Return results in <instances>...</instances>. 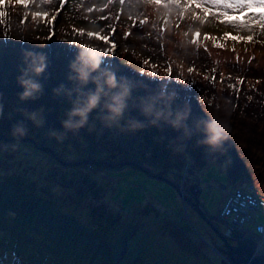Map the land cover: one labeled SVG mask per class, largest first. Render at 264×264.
Segmentation results:
<instances>
[{"label": "rangeland", "instance_id": "rangeland-1", "mask_svg": "<svg viewBox=\"0 0 264 264\" xmlns=\"http://www.w3.org/2000/svg\"><path fill=\"white\" fill-rule=\"evenodd\" d=\"M74 1L80 2L79 9L77 5L72 6ZM73 2L68 7V0L43 1L39 5L42 12L34 16L37 20L41 16L38 31L47 34L50 55L60 51L63 54L57 87L61 84L72 86L66 78L68 64L78 51L99 50L105 59L102 66L114 70L118 77L130 79L132 99L126 111L131 114L136 110L137 118L142 117L140 120L145 118L140 114L139 98L158 93L163 83L154 82L153 86L147 83L152 77L148 69L140 81L136 77L142 71L136 65V51L132 47L138 45L134 40L139 39L144 25H138L131 40H126L124 32L127 26L138 22V14L145 16L155 7L163 11L167 5L172 7L173 16L169 24L180 22L179 29L173 27L186 33L187 40H184L180 32L173 29L174 35H169V42L165 43L167 51L174 55L180 77L191 80L193 76L188 75L190 69L198 68L203 73L202 66L212 63L219 71L220 81L222 77L233 78V74L237 77V74L244 73L245 79L240 86L244 90H252L254 74L264 77V27L257 29L253 23L250 26H233L222 22L237 16L242 21L253 22L255 13L263 8L242 9L237 5L243 0H182L179 4L177 0H148L146 4L137 5L130 0L124 1V5L121 0ZM91 2L96 8L90 6ZM6 7L10 8L9 0H0V42L3 43L7 36L16 33L11 23L13 17L8 16ZM115 17L119 20L118 27ZM150 26L154 28L152 24ZM196 29L198 31L194 34ZM89 32L93 35H88ZM209 34L212 37L208 38ZM250 36L252 39L248 40ZM252 50H256V59L245 71L244 66L249 63L245 58ZM237 52H240V58L236 57ZM182 53L188 57L185 63L181 60L184 59ZM119 64L122 71L116 68ZM41 77L46 79L47 85L54 78L50 77L47 69ZM35 79L38 80L37 77ZM42 85L45 86L44 83ZM149 85L151 88L147 87ZM172 86L167 90L170 93L174 90ZM226 86L218 84L217 87L224 89ZM88 87L94 86L89 84ZM227 90H222L221 94L227 95ZM51 101L62 104L59 113L45 107L31 111L37 112L38 118H43L42 126H37L27 116L19 119L12 110L8 114L3 107L5 104L0 101V226L7 221L9 210L23 215L21 221L27 226L21 244L27 251L26 259L13 257L10 251H0V264H231L222 262L221 255L212 246L218 239L216 234L177 187L149 175L131 161L153 172L164 173L175 183L184 182L185 194L203 202L221 230L229 227L218 216L227 193L237 186L247 187L250 179L243 174L232 173V165L222 162L218 151L210 150L206 160L190 151L171 150L168 154L163 148H156L155 143L141 133L105 127L96 119L94 112L89 116L88 125L76 133L68 132L63 141H58L48 133L51 130L64 131L61 122L66 119L71 103L63 92L59 95L53 92ZM184 104L179 101L172 107L185 109ZM21 121L27 128V134L21 139L28 150L6 144L10 140L7 137H12L13 126ZM196 123L194 126L199 131L201 125ZM184 132L186 130L182 128L181 137L185 136ZM167 136L173 137L171 134ZM93 159L124 160L113 168L134 169V175L124 177L120 186L126 188V198L136 195V199H130L138 202L125 204L114 197L118 177L109 174L107 169L112 166L97 164ZM128 160L129 163L125 162ZM64 161L79 162L71 164ZM194 177L200 181L199 192V186L192 184ZM256 218L264 223V211L257 212ZM92 220L103 228L100 232L96 229L98 224L91 223ZM254 225L251 220L247 226L254 230ZM3 236L6 237V233L0 231L2 241ZM15 246L20 247L18 243Z\"/></svg>", "mask_w": 264, "mask_h": 264}, {"label": "trees", "instance_id": "trees-1", "mask_svg": "<svg viewBox=\"0 0 264 264\" xmlns=\"http://www.w3.org/2000/svg\"><path fill=\"white\" fill-rule=\"evenodd\" d=\"M3 1L5 2L7 0ZM43 1L45 2L47 0H9L10 8L6 7L8 9V16L10 18L13 17V22H9L14 25L16 33L14 35L12 33L10 37L7 36L6 42L4 41L7 43L6 45L0 42V101L5 104L3 107L8 111V114L9 110H12L13 114L19 119H23L24 116L26 117V112L30 113L32 110L43 107L57 114L62 105L58 103V101H51V96L53 89L57 88V77L60 71V64L63 61V54L62 51H60L54 56L50 55V50L47 45L48 36L45 32L43 33V31H41L42 33H40L38 31L40 30L38 20L41 16L38 17V20L34 18L36 14L42 12V8H40L39 5ZM61 1L62 0H60V2ZM124 1L126 2V0H123V5ZM147 1L148 0H130V3L134 5L146 4ZM74 2L73 0H68V7H71V4ZM177 2L179 4L182 0H177ZM25 4H27V6H25ZM75 5H77V9H79L80 2L76 1L72 4V6ZM90 6L96 8L93 2L90 3ZM164 11L167 14L164 13ZM164 11L161 8L155 7L148 10V14H145V16L143 14H138V22H134L132 25L127 26L124 34H127L126 40H131L139 24H143V28L148 29H143L144 31L142 32L139 31L141 32L139 39L137 38V40H134L138 45L136 48L132 47L134 51L137 52L134 53V58L137 59L136 65L139 67L140 71H142L141 75H136V77L139 78L137 80L140 81L141 78H144V71L148 69L152 73V77L149 78L150 82L148 80L147 83L151 86H153L154 82L158 83L162 81L163 84L167 85L168 90L170 86L173 85L171 89H174L173 91L177 94V98L173 103L175 105L178 104L179 101L183 104L185 103L183 107H189L191 109V115L186 122L187 126L181 127L179 130H175L161 121L159 127L149 126L135 132L143 134L147 139L155 143L156 148H163L165 151H168V154L171 150L180 151L182 153L190 151L194 153V156L202 155V160H206L209 158L210 149L197 143L201 136L200 130H196V126L194 125L200 117L211 118L212 116H216L220 118L223 117L225 111H227V119L231 131L225 142L224 148L218 150L217 153L221 155L222 162L227 166L232 165V173L243 174L246 178L250 179L249 183H254L264 192V77L254 74V81L251 83L252 90H244L240 88L242 81L245 79L244 73L237 74V77L233 74V78L226 77L223 79L222 77L220 81V74L218 70H215L214 63L202 66L203 73H201V69L192 68L191 72L188 74L193 76L191 80H188L186 77H180L182 75L179 74V67L174 61V55L172 54L173 56H171L167 51L165 43L169 42V35H174V31H171L173 29L176 32H180L184 40H187L186 33L176 30V28L179 29L177 26L180 22L174 25L169 24L170 17L173 16L172 7L167 5ZM43 12H46V10ZM261 12H264V10ZM174 15H176L175 12ZM115 19L117 20H115V22L118 27V17H115ZM30 20L32 22H30ZM150 24H152L154 28L151 27ZM252 25L257 29L262 28L258 22L253 21ZM197 31L198 29L194 30V34ZM249 34L252 35V33ZM207 37L209 38L212 36L209 34ZM29 45H31L30 49H28ZM25 51L46 53L48 56L47 70L50 73V77H54L52 80H49V85L46 84V79L41 77L42 75L37 77L38 81L44 83L45 86L43 87L42 94H40L39 98L36 100L21 101L18 95L23 91L22 87L17 83V77L21 74L18 68L24 65L23 53ZM125 54L128 55V53ZM235 55L236 57H241L240 52L235 53ZM256 55V50H252L246 56L245 62L249 63H246L244 66L245 71L250 68V64L256 59ZM182 56L184 59L181 60L185 63L188 57L183 53ZM116 68L119 69V71L123 70L120 64L116 65ZM207 73L208 77L206 76ZM218 84H225V86H227L226 88L223 87L224 89H222V87L218 89ZM150 85L147 87L151 88ZM133 86L136 85L134 84ZM227 89H229V93L225 96L222 95L221 91ZM193 103L194 105H192ZM175 105L173 109H176ZM200 107H202V109H200ZM93 112L96 113L97 117L99 109ZM197 112H201L203 115ZM137 115L138 113L136 110L131 114H128L126 111L125 120L129 117L137 118ZM137 119H142V117ZM196 125H201V128L203 127L202 123L197 122ZM182 128L186 130V132H184L185 136L183 137H181L180 133ZM169 134L173 137L170 138L167 136ZM162 136H164V139H161ZM7 138L10 139L6 142L7 145H14L15 147L27 149V145L22 141L21 137L16 138L12 136ZM214 153H216V151H214ZM107 170L110 175L118 177L115 184L116 190L114 192V197L119 198L121 202H125V204L138 202L137 200L135 201L136 195L126 198L124 194L126 188H121L120 186V183L124 181V177L131 174L134 175V169H120L113 168L112 166L108 167ZM130 198L135 199L131 200ZM7 215V221H4L0 226V231L6 233V237L3 236V241L0 240V251L4 253L10 251L13 253V257L19 256L26 259L25 254L27 251L21 246L25 239L23 234L27 227L26 223H22L21 221L23 215L15 213L12 210H9ZM94 222L93 220L91 221V223ZM95 223L98 224L97 221ZM96 229L100 232L103 228L98 224ZM15 243H18L20 247H16ZM7 245H10V247L5 248ZM13 251L18 252L14 253ZM47 253L50 254L51 252L47 251ZM84 258L87 259L88 256H84ZM64 262L66 263V261Z\"/></svg>", "mask_w": 264, "mask_h": 264}, {"label": "clouds", "instance_id": "clouds-1", "mask_svg": "<svg viewBox=\"0 0 264 264\" xmlns=\"http://www.w3.org/2000/svg\"><path fill=\"white\" fill-rule=\"evenodd\" d=\"M23 58L24 67L20 69L21 74L17 77V83L23 89L18 94L19 99L36 100L43 92V85L35 77L45 73L48 56L44 52L25 51ZM103 64L104 59L99 50L78 51L69 61L66 78L72 86L61 84L53 89V92L56 95L63 92L70 101L71 108L66 113V119L61 122L64 131L51 130L48 135L63 141L68 132L76 133L88 125L89 116L96 109H99L96 118L101 120L105 127H117L121 131L135 132L149 126L159 127L161 121L175 130L187 126L191 110L173 109L172 104L177 94L174 91L168 92L166 84H161L158 93L139 98V110L144 120L135 117L125 120L129 100L132 99L131 81L128 77H118L114 70L103 67ZM89 84L94 85V88H89ZM26 115L37 126L43 125V118L40 116L38 118L37 112H26ZM227 115L225 111V115L220 118L216 116L198 118L197 122L202 123L203 127L200 129L201 138L197 143L205 145L211 151L223 149L231 131ZM121 121L125 123L121 124ZM11 134L13 137H23L27 134V128L22 121L18 122L13 126Z\"/></svg>", "mask_w": 264, "mask_h": 264}, {"label": "water", "instance_id": "water-1", "mask_svg": "<svg viewBox=\"0 0 264 264\" xmlns=\"http://www.w3.org/2000/svg\"><path fill=\"white\" fill-rule=\"evenodd\" d=\"M54 154L53 151H51ZM89 160V159H85ZM93 161L97 164H107L109 166H115L118 164H122L124 160H116V161H107L102 159H93ZM66 163L76 164L79 161H64ZM129 163L128 161H125ZM132 163L141 167L143 171L148 173L151 176L161 178L165 181L173 183L179 193L183 196L185 200L190 201L193 206L196 208V211L201 215V217L208 223L210 228L213 229L214 233L217 236V240L212 244L213 248L221 255L222 262L231 263V264H264V252L260 254H255V241L252 237H245L243 232L233 228L228 227L226 230H221L218 225L212 220L213 215H210L204 205H201L199 201H195L192 197H188L186 192V185L184 182L175 183L171 179L167 177L164 173L153 172L148 168L143 167L136 161H131ZM185 187V189H184ZM200 191V186L198 187V192ZM199 194V193H198ZM196 195V199L198 200L199 196Z\"/></svg>", "mask_w": 264, "mask_h": 264}, {"label": "built area", "instance_id": "built-area-1", "mask_svg": "<svg viewBox=\"0 0 264 264\" xmlns=\"http://www.w3.org/2000/svg\"><path fill=\"white\" fill-rule=\"evenodd\" d=\"M259 211H264V192L254 183H248L247 187L237 186L227 193L218 215L228 226L254 239L256 254L264 252V223L256 218ZM251 220L254 230L247 226Z\"/></svg>", "mask_w": 264, "mask_h": 264}, {"label": "snow or ice", "instance_id": "snow-or-ice-1", "mask_svg": "<svg viewBox=\"0 0 264 264\" xmlns=\"http://www.w3.org/2000/svg\"><path fill=\"white\" fill-rule=\"evenodd\" d=\"M121 2H123V0H121ZM25 6H27V4H25ZM200 5L197 3V7H199ZM238 7L242 8V9H262L264 8V0H243L242 3H240L239 5H237ZM229 7H232V5H229ZM221 15H225L224 13H221ZM253 21L254 22H258L259 25L261 27H264V12H256L254 17H253ZM222 22H226V23H230L233 26H250L251 23L248 21L247 19L245 20H241L239 16L235 17L234 19H229L227 21H222ZM88 35H93L91 32L88 33ZM228 35V34H226ZM207 38V37H206ZM235 39V37H233ZM252 37H248V40H251ZM195 42V40L193 41ZM191 71V69H190Z\"/></svg>", "mask_w": 264, "mask_h": 264}, {"label": "crops", "instance_id": "crops-1", "mask_svg": "<svg viewBox=\"0 0 264 264\" xmlns=\"http://www.w3.org/2000/svg\"><path fill=\"white\" fill-rule=\"evenodd\" d=\"M193 179H194V181L192 182L193 186H195V187L199 186V182H200L199 179L197 177H194ZM201 205H204V203L201 202Z\"/></svg>", "mask_w": 264, "mask_h": 264}, {"label": "bare ground", "instance_id": "bare-ground-1", "mask_svg": "<svg viewBox=\"0 0 264 264\" xmlns=\"http://www.w3.org/2000/svg\"><path fill=\"white\" fill-rule=\"evenodd\" d=\"M256 254V253H255ZM257 254H259V253H257Z\"/></svg>", "mask_w": 264, "mask_h": 264}]
</instances>
